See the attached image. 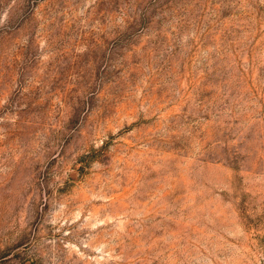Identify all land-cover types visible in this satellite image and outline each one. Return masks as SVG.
Masks as SVG:
<instances>
[{
    "label": "rangeland",
    "instance_id": "obj_1",
    "mask_svg": "<svg viewBox=\"0 0 264 264\" xmlns=\"http://www.w3.org/2000/svg\"><path fill=\"white\" fill-rule=\"evenodd\" d=\"M0 264H264V0H0Z\"/></svg>",
    "mask_w": 264,
    "mask_h": 264
}]
</instances>
